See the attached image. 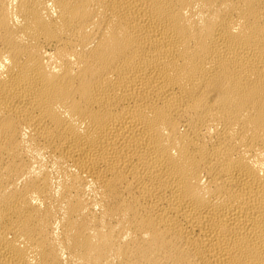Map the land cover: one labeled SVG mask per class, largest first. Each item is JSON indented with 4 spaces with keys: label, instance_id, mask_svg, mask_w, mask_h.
I'll return each mask as SVG.
<instances>
[{
    "label": "bare ground",
    "instance_id": "obj_1",
    "mask_svg": "<svg viewBox=\"0 0 264 264\" xmlns=\"http://www.w3.org/2000/svg\"><path fill=\"white\" fill-rule=\"evenodd\" d=\"M0 264H264V0H0Z\"/></svg>",
    "mask_w": 264,
    "mask_h": 264
}]
</instances>
